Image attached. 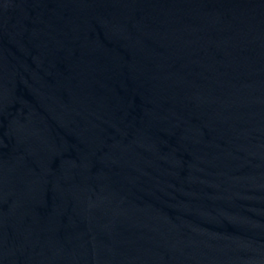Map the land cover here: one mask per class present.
<instances>
[{
  "label": "water",
  "instance_id": "water-1",
  "mask_svg": "<svg viewBox=\"0 0 264 264\" xmlns=\"http://www.w3.org/2000/svg\"><path fill=\"white\" fill-rule=\"evenodd\" d=\"M0 264H264V0H0Z\"/></svg>",
  "mask_w": 264,
  "mask_h": 264
}]
</instances>
